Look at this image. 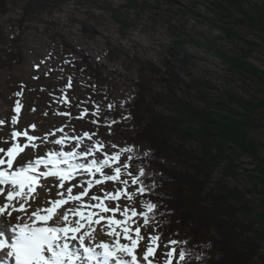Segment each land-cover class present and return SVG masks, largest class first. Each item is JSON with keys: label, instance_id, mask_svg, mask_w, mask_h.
<instances>
[{"label": "rangeland", "instance_id": "1", "mask_svg": "<svg viewBox=\"0 0 264 264\" xmlns=\"http://www.w3.org/2000/svg\"><path fill=\"white\" fill-rule=\"evenodd\" d=\"M16 1L10 12L0 16V62L6 64L0 68V119L7 122L9 117L16 115L13 110L19 101L23 129H29L30 134L43 137L47 133H56L50 139L65 134L81 137L79 152L100 141L103 147L95 152L98 161L105 154L120 153L121 162L130 164L129 169L122 170L120 180L129 181L126 191L132 194V199L127 196L119 199L121 210L129 207L140 212L144 208L139 201L137 185H132L131 177L127 175L128 171L138 174L136 165L127 159L133 137L127 130L129 124L118 128L109 117L114 120L124 115L123 102L136 95L140 77L153 90L167 92L163 79L168 78L164 69L169 63L184 81L194 79L209 83L214 98L227 91L251 98L263 90V85L252 76L237 72L215 51L227 54L241 49L247 51V45L240 39L253 42L256 45L246 54V59L264 71V26L260 23L262 20L256 18L255 9L263 6L264 0H241L254 18L253 23L250 18H244L229 0H137L135 8L128 6L129 0H69L63 5L41 8L25 21H22L23 6L27 0ZM113 14L125 19L127 26L121 29V21ZM228 29L236 31L238 37L228 35ZM177 40H183L182 50L189 57H183L182 51L174 48L173 43ZM195 42H200L201 46ZM144 61L161 71L151 72L141 65ZM69 77L72 79L71 88H67ZM175 93L185 96V87L178 85ZM189 93L195 95L198 91L191 89ZM97 108L98 114L92 115ZM85 109L88 112L81 117ZM93 120L96 123H92ZM32 123L36 125L34 133L29 127ZM11 129L7 131L9 136ZM84 132L95 135L91 139L83 138ZM188 144L195 146L194 142ZM74 147L75 141H72L65 151ZM142 147L146 149L147 145L142 144ZM47 149L59 150V146L49 143ZM237 162V174L226 181L239 189L251 187L246 174L251 173L254 164L248 157ZM116 166L111 163L102 171L112 175ZM221 171L222 166L214 170L212 186ZM100 178L99 173L94 177ZM87 179L86 175H79L70 183L80 184ZM57 183L55 178L49 180L51 191L44 192V199L56 198ZM84 187H88L87 183ZM66 188L67 185L60 191L66 192ZM118 189H125L119 181L95 184L84 199L102 196L105 191L114 193ZM83 190V187H74L73 194ZM106 203L109 208L117 206L116 200H107ZM116 218L123 219L119 214ZM137 223L144 239L139 242L136 254L141 264H146L143 253L150 243L148 236L157 233L151 226L143 227V217ZM102 240H109V237ZM169 241V237H158L159 246L154 245L155 256L150 257L152 264H166V253L173 248L176 249L173 264L179 260L177 245H171ZM258 264H264V261H258Z\"/></svg>", "mask_w": 264, "mask_h": 264}, {"label": "trees", "instance_id": "2", "mask_svg": "<svg viewBox=\"0 0 264 264\" xmlns=\"http://www.w3.org/2000/svg\"><path fill=\"white\" fill-rule=\"evenodd\" d=\"M68 1L27 0L22 21L41 8ZM136 1L129 0L128 6L135 8ZM229 1L244 18L254 22L241 0ZM16 2L0 0V16L10 12ZM255 9L256 18L264 26V5ZM113 16L121 21V29L127 26L125 19ZM227 34L238 37L232 29ZM1 38L0 33V41ZM240 40L247 45V51L227 54L216 50L215 54L237 72L248 74L263 85L260 97L246 98L227 91L214 98L209 83L184 81L166 63L164 71L168 78L163 81L167 92L153 90L140 77L136 95L123 102L124 115L114 118L118 128L129 124L127 130L133 136L129 156L137 173L140 168L146 172L141 179L148 191L139 194V201L142 205L156 204L155 231L159 237L177 240L178 250L190 253L186 264L264 261V71L246 59L256 44ZM195 43L201 46L200 42ZM173 46L182 51L183 57H189L182 50L183 40L175 41ZM208 48L212 51L209 44ZM141 65L153 73L161 71L147 61ZM5 66V62H0V68ZM178 85L185 87V96L175 93ZM191 89L198 93L191 95ZM242 157H248L254 165L251 173L246 174L252 186L239 189L226 179L237 174V160ZM221 166V176L212 186V174Z\"/></svg>", "mask_w": 264, "mask_h": 264}, {"label": "snow or ice", "instance_id": "3", "mask_svg": "<svg viewBox=\"0 0 264 264\" xmlns=\"http://www.w3.org/2000/svg\"><path fill=\"white\" fill-rule=\"evenodd\" d=\"M71 85L72 79L69 77L67 88H71ZM65 102H68L67 99ZM21 107L17 101L13 110L16 115H12L10 120V136L0 140V197H3L0 201V217L15 215L18 221L3 225L12 233L10 241L6 238V232L0 231V253H3L0 264H9V261L13 264H141L136 249L144 237L137 220L143 217V227L152 226L155 230L157 206L152 202H145L144 211L138 212L129 207L121 210L119 199L123 196L132 199V194L126 191L129 181L120 180L122 170L129 169L130 164L121 162L120 153L105 154L103 159L96 160L95 152L103 147L100 141H96L86 151L79 152L77 150L81 147V137H69L65 134L50 139L56 133L40 137L30 134L29 129H18ZM87 112L85 109L81 117ZM98 112L97 108V112L92 115L95 116ZM6 123L0 119V127ZM92 123L96 121L93 120ZM29 127L34 133L36 125L32 123ZM93 135L95 133L84 132L83 138L91 139ZM72 141H75V147L71 151H65V147ZM49 143L58 145L59 150L41 151ZM89 156L92 159H88ZM127 159L131 161L132 157ZM111 163L118 165L114 167V174H104L102 170ZM97 173L101 177L98 180L94 179ZM79 175H86L88 179L82 180L80 184H71ZM127 175L131 177L132 185H138V194L143 195L148 191L141 179L146 175L143 168H140L138 174L128 171ZM51 178L58 181L55 185L56 198L44 199L41 193L51 191L48 187ZM106 181H119L125 189H118L114 193L105 191L102 196L93 195L88 200L84 199L95 184ZM85 183L88 187H84ZM66 185V192L60 191ZM74 187H83L84 190L73 194ZM107 200H116L117 206L109 208ZM29 208L32 209L30 212ZM20 213H26L27 219L22 220ZM117 214L123 219L116 218ZM102 235L108 236L109 240H101L99 237ZM158 237L159 232L148 236L150 243L143 253V262L146 264H152L150 257L155 256V247L159 246ZM169 243L176 245L179 242L173 239ZM175 252L176 249L173 248L166 253V264H173ZM189 255L186 249H180L176 264H186Z\"/></svg>", "mask_w": 264, "mask_h": 264}, {"label": "bare ground", "instance_id": "4", "mask_svg": "<svg viewBox=\"0 0 264 264\" xmlns=\"http://www.w3.org/2000/svg\"><path fill=\"white\" fill-rule=\"evenodd\" d=\"M10 120H11V117H9L7 123L3 126V128L0 129V140L7 139L9 137V135H7V131L12 127L11 123H10ZM23 122H24V120H22L21 113H20V116L18 117V127H19L20 130H23V128H24ZM10 131H12V129ZM41 151H45V149L44 150L41 149ZM41 194L44 197V192H42ZM2 200H3V197H0V201H2ZM31 210L32 209L29 208L28 212H30ZM19 215H20V218L22 220H26L27 219V214L26 213H20ZM0 222H4L6 225L7 224L11 225V224L17 223L18 221L15 219V215H14L13 217H6V216L0 217ZM0 231H5L6 234H7V229H5V227H3V225L1 223H0ZM103 237H105V235H102L99 238L102 240Z\"/></svg>", "mask_w": 264, "mask_h": 264}]
</instances>
